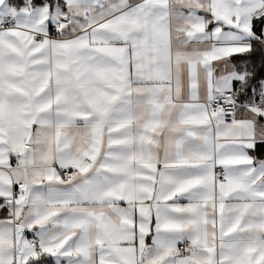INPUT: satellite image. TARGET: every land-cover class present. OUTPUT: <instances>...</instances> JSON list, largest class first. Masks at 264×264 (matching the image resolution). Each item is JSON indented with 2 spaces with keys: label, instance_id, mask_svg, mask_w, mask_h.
<instances>
[{
  "label": "snow or ice",
  "instance_id": "snow-or-ice-1",
  "mask_svg": "<svg viewBox=\"0 0 264 264\" xmlns=\"http://www.w3.org/2000/svg\"><path fill=\"white\" fill-rule=\"evenodd\" d=\"M0 264H264V0H0Z\"/></svg>",
  "mask_w": 264,
  "mask_h": 264
}]
</instances>
